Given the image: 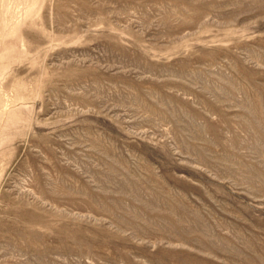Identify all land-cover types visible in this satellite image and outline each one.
Instances as JSON below:
<instances>
[{"label":"rangeland","instance_id":"374dc122","mask_svg":"<svg viewBox=\"0 0 264 264\" xmlns=\"http://www.w3.org/2000/svg\"><path fill=\"white\" fill-rule=\"evenodd\" d=\"M0 264H264V0H0Z\"/></svg>","mask_w":264,"mask_h":264}]
</instances>
